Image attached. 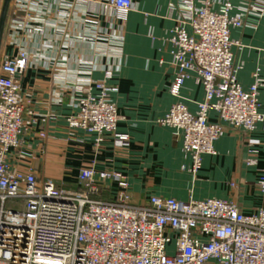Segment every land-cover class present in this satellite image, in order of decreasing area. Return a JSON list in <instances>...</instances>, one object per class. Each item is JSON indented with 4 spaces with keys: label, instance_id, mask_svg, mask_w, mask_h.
Here are the masks:
<instances>
[{
    "label": "built area",
    "instance_id": "2783aa9c",
    "mask_svg": "<svg viewBox=\"0 0 264 264\" xmlns=\"http://www.w3.org/2000/svg\"><path fill=\"white\" fill-rule=\"evenodd\" d=\"M48 1L11 3L16 13L28 16ZM213 5L214 0L201 5L182 0L185 17L171 38L178 68L171 93L179 96L193 71L204 86L205 100L196 113L175 103L160 119L182 136L193 173L200 169L203 155L214 152V142L224 134L226 124L252 131L264 121L258 98L262 80L256 77L244 89L237 79L241 65L234 60L237 42L230 31L244 25L243 15L232 14L231 0H224L219 9ZM132 6V0L104 2L112 17H122ZM12 28L31 31L19 17L12 21ZM30 62L27 47L18 45L16 54L0 65V264H264L263 207L246 213L233 199L185 201L159 195L138 205L131 200L126 177L118 171L85 166L79 173L80 188L66 189L33 169H13L6 154L20 146L33 125V112L26 111L20 84ZM94 88L98 94L92 92ZM74 89L79 93L78 112L69 117L70 127L96 133L98 143L105 132L127 138L117 133L119 115L110 97L115 88L87 79ZM211 110L220 122L209 120ZM249 151L246 162L256 165L257 151ZM260 172L258 186L264 194V169ZM106 180L118 184L113 200L100 197Z\"/></svg>",
    "mask_w": 264,
    "mask_h": 264
},
{
    "label": "crops",
    "instance_id": "0c3cea01",
    "mask_svg": "<svg viewBox=\"0 0 264 264\" xmlns=\"http://www.w3.org/2000/svg\"><path fill=\"white\" fill-rule=\"evenodd\" d=\"M106 0H50L34 7L28 16L15 12L10 2L0 49V65L14 56L18 45L27 47L31 62L20 77L26 111L33 125L19 147H11L6 159L16 170L33 169L39 177L56 181L66 189L80 188V170L118 171L129 183L133 203L145 205L153 195L179 200L220 198L237 201L244 212L264 208L258 186L264 169V121L247 131L226 124L214 142V152L204 154L200 169L183 150L182 136L162 124L171 107L185 104L192 113L205 100L204 86L191 71L179 96L171 93L177 75L175 27L185 17L182 0H132L122 17L105 10ZM201 5L204 0H194ZM224 0H214L219 9ZM4 0H0V13ZM232 14L243 15L244 25L232 27L234 60L241 65L237 79L244 89L259 77V109L264 112V0H231ZM25 19L31 31L12 28L15 18ZM189 33L192 29L187 26ZM104 81L117 106L119 139L72 128L69 117L78 112L79 93L74 85L85 80ZM94 94L99 90L94 88ZM211 122H220L215 111ZM41 133L45 137H41ZM256 149V165H249L250 149ZM236 184V187L232 186ZM118 184L104 181V196L113 200Z\"/></svg>",
    "mask_w": 264,
    "mask_h": 264
},
{
    "label": "water",
    "instance_id": "95a60500",
    "mask_svg": "<svg viewBox=\"0 0 264 264\" xmlns=\"http://www.w3.org/2000/svg\"><path fill=\"white\" fill-rule=\"evenodd\" d=\"M10 2H11V0H4L2 10L0 13V49H1L3 33H4V29H5V23H6V19H7V14H8Z\"/></svg>",
    "mask_w": 264,
    "mask_h": 264
},
{
    "label": "trees",
    "instance_id": "16d2710c",
    "mask_svg": "<svg viewBox=\"0 0 264 264\" xmlns=\"http://www.w3.org/2000/svg\"><path fill=\"white\" fill-rule=\"evenodd\" d=\"M100 197H102V198H106V197L104 196L103 189H102V193H101Z\"/></svg>",
    "mask_w": 264,
    "mask_h": 264
},
{
    "label": "rangeland",
    "instance_id": "374dc122",
    "mask_svg": "<svg viewBox=\"0 0 264 264\" xmlns=\"http://www.w3.org/2000/svg\"><path fill=\"white\" fill-rule=\"evenodd\" d=\"M56 182V181H55Z\"/></svg>",
    "mask_w": 264,
    "mask_h": 264
}]
</instances>
